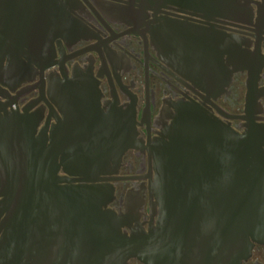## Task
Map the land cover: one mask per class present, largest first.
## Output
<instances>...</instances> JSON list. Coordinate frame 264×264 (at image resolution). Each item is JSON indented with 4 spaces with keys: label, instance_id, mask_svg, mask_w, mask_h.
I'll list each match as a JSON object with an SVG mask.
<instances>
[{
    "label": "flooded vegetation",
    "instance_id": "af4514ba",
    "mask_svg": "<svg viewBox=\"0 0 264 264\" xmlns=\"http://www.w3.org/2000/svg\"><path fill=\"white\" fill-rule=\"evenodd\" d=\"M262 2L238 0L245 13L231 16L162 8L134 19L126 0H0V133L15 145L26 134L49 172L1 179L0 264H82L84 183L103 189L102 210L122 233L130 234L126 223L155 228L153 150L169 143L175 122L201 110L244 130L222 113L244 115L247 72L234 61L238 51L264 55ZM257 103L252 115L264 122V96ZM83 151L99 163L87 175ZM9 197L43 200L24 207ZM240 264H264V244Z\"/></svg>",
    "mask_w": 264,
    "mask_h": 264
},
{
    "label": "water",
    "instance_id": "95a60500",
    "mask_svg": "<svg viewBox=\"0 0 264 264\" xmlns=\"http://www.w3.org/2000/svg\"><path fill=\"white\" fill-rule=\"evenodd\" d=\"M126 1L134 19L146 10L156 13L162 8L198 16L245 13L238 0ZM257 13L264 24V0ZM235 52L227 49L228 55ZM236 56V69L247 72L244 115L222 116L242 119L244 130L240 133L201 110L191 109L175 122L169 143L153 150L158 156L153 190L161 192L156 196L161 213L148 233L129 223L130 234L122 233L119 218L102 210L103 189L85 183L79 187L82 264H125L129 258L145 264H240L255 243L264 244V122L252 115L259 106L257 98L264 96V86L257 88L264 55L253 59L246 51H238ZM13 136L0 133V181L8 185L11 181L6 180L12 176L48 174L42 161L45 151L29 150L26 134H18V145ZM131 146L126 142V148ZM83 153L80 168L87 175L99 163L91 151ZM43 185L41 181L38 189L43 190ZM13 199L24 200V207L31 206L26 201L43 200L9 197L8 201Z\"/></svg>",
    "mask_w": 264,
    "mask_h": 264
}]
</instances>
